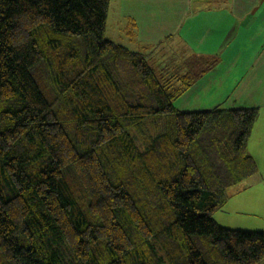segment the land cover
<instances>
[{
    "label": "trees",
    "instance_id": "1",
    "mask_svg": "<svg viewBox=\"0 0 264 264\" xmlns=\"http://www.w3.org/2000/svg\"><path fill=\"white\" fill-rule=\"evenodd\" d=\"M110 1L0 0V264H264L212 216L259 108H175L199 75L106 38Z\"/></svg>",
    "mask_w": 264,
    "mask_h": 264
},
{
    "label": "crops",
    "instance_id": "2",
    "mask_svg": "<svg viewBox=\"0 0 264 264\" xmlns=\"http://www.w3.org/2000/svg\"><path fill=\"white\" fill-rule=\"evenodd\" d=\"M106 23V38L150 59L175 56L199 75L175 108L257 106L264 115V0H111ZM207 56L216 67L200 62Z\"/></svg>",
    "mask_w": 264,
    "mask_h": 264
},
{
    "label": "rangeland",
    "instance_id": "3",
    "mask_svg": "<svg viewBox=\"0 0 264 264\" xmlns=\"http://www.w3.org/2000/svg\"><path fill=\"white\" fill-rule=\"evenodd\" d=\"M111 30L107 37L111 38ZM255 122L249 136L247 149L258 164L257 174L246 178L229 190L230 197L223 206L216 210L213 218L223 227L240 229L264 228V115Z\"/></svg>",
    "mask_w": 264,
    "mask_h": 264
}]
</instances>
